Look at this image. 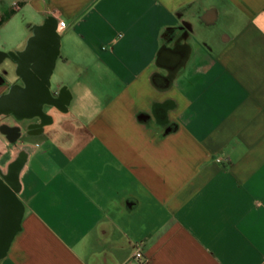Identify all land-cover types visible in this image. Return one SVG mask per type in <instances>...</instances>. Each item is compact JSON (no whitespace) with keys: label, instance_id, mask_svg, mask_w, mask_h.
Here are the masks:
<instances>
[{"label":"crops","instance_id":"obj_1","mask_svg":"<svg viewBox=\"0 0 264 264\" xmlns=\"http://www.w3.org/2000/svg\"><path fill=\"white\" fill-rule=\"evenodd\" d=\"M0 188V264H264V0H0Z\"/></svg>","mask_w":264,"mask_h":264},{"label":"water","instance_id":"obj_2","mask_svg":"<svg viewBox=\"0 0 264 264\" xmlns=\"http://www.w3.org/2000/svg\"><path fill=\"white\" fill-rule=\"evenodd\" d=\"M50 27L51 26L48 24L44 29L40 30L37 39L32 43L30 56H38L43 51L47 42L49 41ZM47 57H49V54L48 56H46V58ZM41 58L42 57H39V63L37 64L36 69L40 70L42 72V75H45V70L48 69V63L46 58ZM28 79L31 85L30 96L28 100H20L19 102L22 103L23 101H26L29 104H33L35 100H39L42 97L43 90L39 89L38 84L32 75L29 74ZM0 213L2 214V216L0 217L1 250L2 246L6 244L11 230L15 227V221L17 218V207L12 204L8 192L2 188H0Z\"/></svg>","mask_w":264,"mask_h":264},{"label":"built area","instance_id":"obj_3","mask_svg":"<svg viewBox=\"0 0 264 264\" xmlns=\"http://www.w3.org/2000/svg\"><path fill=\"white\" fill-rule=\"evenodd\" d=\"M65 25V22L63 20H58L57 21V26L58 28H63ZM133 257L137 260V261H140L143 259V254L142 252L137 248L134 252V255Z\"/></svg>","mask_w":264,"mask_h":264}]
</instances>
